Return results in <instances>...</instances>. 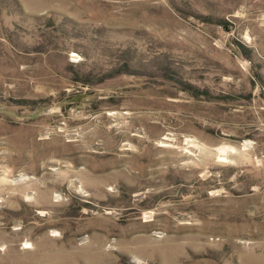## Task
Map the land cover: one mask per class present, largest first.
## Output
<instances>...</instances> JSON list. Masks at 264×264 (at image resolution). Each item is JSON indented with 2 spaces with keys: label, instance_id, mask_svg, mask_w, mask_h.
Returning a JSON list of instances; mask_svg holds the SVG:
<instances>
[{
  "label": "rangeland",
  "instance_id": "1",
  "mask_svg": "<svg viewBox=\"0 0 264 264\" xmlns=\"http://www.w3.org/2000/svg\"><path fill=\"white\" fill-rule=\"evenodd\" d=\"M0 264H264V0H0Z\"/></svg>",
  "mask_w": 264,
  "mask_h": 264
}]
</instances>
